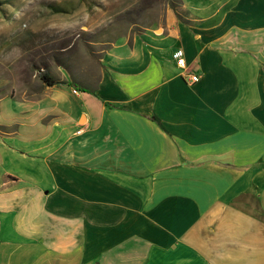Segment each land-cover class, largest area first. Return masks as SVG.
<instances>
[{
  "label": "crops",
  "instance_id": "crops-1",
  "mask_svg": "<svg viewBox=\"0 0 264 264\" xmlns=\"http://www.w3.org/2000/svg\"><path fill=\"white\" fill-rule=\"evenodd\" d=\"M183 6L112 43L94 89L22 101L0 264H264V0Z\"/></svg>",
  "mask_w": 264,
  "mask_h": 264
},
{
  "label": "rangeland",
  "instance_id": "rangeland-1",
  "mask_svg": "<svg viewBox=\"0 0 264 264\" xmlns=\"http://www.w3.org/2000/svg\"><path fill=\"white\" fill-rule=\"evenodd\" d=\"M183 5L184 0H0V117L10 118L0 135L22 130V101H49L42 71L92 90L112 43L144 27L159 34L170 16L189 24L193 14Z\"/></svg>",
  "mask_w": 264,
  "mask_h": 264
},
{
  "label": "built area",
  "instance_id": "built-area-1",
  "mask_svg": "<svg viewBox=\"0 0 264 264\" xmlns=\"http://www.w3.org/2000/svg\"><path fill=\"white\" fill-rule=\"evenodd\" d=\"M173 59L175 60L177 68L181 70L182 76L186 78L188 83L194 84L198 81L197 75H194L192 73H188L187 67H186V62L184 59V53L181 49H178L173 54Z\"/></svg>",
  "mask_w": 264,
  "mask_h": 264
},
{
  "label": "trees",
  "instance_id": "trees-1",
  "mask_svg": "<svg viewBox=\"0 0 264 264\" xmlns=\"http://www.w3.org/2000/svg\"><path fill=\"white\" fill-rule=\"evenodd\" d=\"M39 78L47 86H52V85H56V84H62V85L67 84L66 82L54 81L53 79H51L49 77L48 73L45 70L40 73ZM74 86H77V85H74ZM77 88L83 92L87 91L85 88H82V87H77Z\"/></svg>",
  "mask_w": 264,
  "mask_h": 264
}]
</instances>
